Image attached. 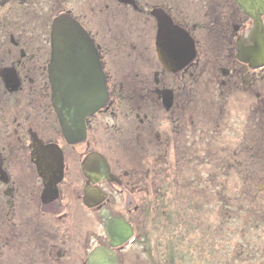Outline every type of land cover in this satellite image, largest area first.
Returning a JSON list of instances; mask_svg holds the SVG:
<instances>
[{
	"label": "flooded vegetation",
	"instance_id": "af4514ba",
	"mask_svg": "<svg viewBox=\"0 0 264 264\" xmlns=\"http://www.w3.org/2000/svg\"><path fill=\"white\" fill-rule=\"evenodd\" d=\"M60 15L83 28L107 87V99L92 97L95 108L74 141L62 132L58 114L65 110L59 97L51 100L48 74L51 53L59 76L73 47L63 32L52 45ZM250 26L234 0H0V264H87L96 246L125 264V244L110 247L101 213L124 219L134 236L144 205L140 182L170 198V221L183 222L171 198L189 187L197 208L204 201L212 212L218 147L226 141L218 111L230 105L243 117L264 113V66L237 56ZM247 129L235 146L246 145ZM32 136L62 151L55 195L32 161ZM91 152L106 158L115 180L88 179L82 163ZM87 186L105 192L104 200L86 206ZM122 197L124 209L117 206ZM145 203L141 215L150 214ZM171 251L151 264H169Z\"/></svg>",
	"mask_w": 264,
	"mask_h": 264
},
{
	"label": "rangeland",
	"instance_id": "374dc122",
	"mask_svg": "<svg viewBox=\"0 0 264 264\" xmlns=\"http://www.w3.org/2000/svg\"><path fill=\"white\" fill-rule=\"evenodd\" d=\"M230 109L228 105L225 112L220 109L217 114L219 134L226 141L218 147L219 195L214 210L211 212L204 201L199 210V204H195L199 198L189 187L185 195L171 198V209L179 212L177 221L183 222L170 221L166 204L170 198L157 191L152 193L140 182L144 205L135 217L133 238L121 249L125 264L163 260L171 246L176 264H264V113L259 116L250 111L243 117ZM242 127L248 128L246 145L235 146L242 138ZM117 199V206L124 209L121 205L125 198L122 197V202ZM146 200H150L151 211L149 215H141L146 210ZM146 235L148 245L141 241Z\"/></svg>",
	"mask_w": 264,
	"mask_h": 264
},
{
	"label": "water",
	"instance_id": "95a60500",
	"mask_svg": "<svg viewBox=\"0 0 264 264\" xmlns=\"http://www.w3.org/2000/svg\"><path fill=\"white\" fill-rule=\"evenodd\" d=\"M241 11L248 15L251 20L249 34L238 44V58L249 62L251 66L264 65V0H234ZM66 15H60L54 20L52 26V45L58 38L56 33L63 32L66 43L72 40L73 47L64 60L63 65H58L57 76L54 72V52L51 53V60L48 67L49 82L52 90V102L54 97H59L64 107V112L58 114L62 132L67 141L76 140L78 134L84 131V118L94 110L95 100L92 97L107 96L105 78L100 72V64L96 51L89 42L83 28L73 20H67ZM159 32V40L163 36ZM70 44V43H69ZM162 58V55L160 54ZM64 67V68H61ZM66 71V73H61ZM68 108L74 109L68 115ZM33 151L41 152L40 155L32 153V161L37 166L38 172L43 176L45 191L56 194L57 183L63 174V156L61 149L56 144H47L36 136L31 138ZM36 151V152H37ZM84 174L92 182L107 178L109 181L116 179L110 173L109 165L104 156L98 152L89 153L82 163ZM84 204L91 207L97 205L106 197V193L98 187H85ZM54 191V192H53ZM105 219L104 228L110 240V246H117L132 235V228L124 219L110 216L102 212ZM87 264H117L113 250L106 246L94 247L88 256Z\"/></svg>",
	"mask_w": 264,
	"mask_h": 264
},
{
	"label": "trees",
	"instance_id": "16d2710c",
	"mask_svg": "<svg viewBox=\"0 0 264 264\" xmlns=\"http://www.w3.org/2000/svg\"><path fill=\"white\" fill-rule=\"evenodd\" d=\"M143 243H147V245L149 244L147 237L145 238V240L143 241ZM148 250H149V248H148ZM169 264H175V257H174L173 251H171V259H170Z\"/></svg>",
	"mask_w": 264,
	"mask_h": 264
}]
</instances>
